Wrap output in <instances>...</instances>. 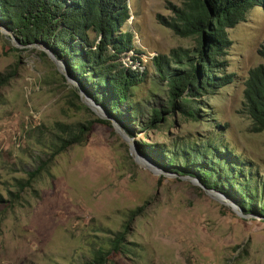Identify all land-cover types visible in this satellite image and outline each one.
<instances>
[{
    "label": "rangeland",
    "instance_id": "rangeland-1",
    "mask_svg": "<svg viewBox=\"0 0 264 264\" xmlns=\"http://www.w3.org/2000/svg\"><path fill=\"white\" fill-rule=\"evenodd\" d=\"M128 2L131 17L124 29L133 32L141 53H127L123 62L146 71L132 100L118 108L133 135L118 125L123 135L82 96L76 99L77 82L43 45L25 46L12 32L0 30V78H10L0 86V264H86L125 231L126 252L113 255L109 264H264V215L243 218L190 177L147 166L149 157L139 145L171 147L183 137L208 136L214 128L176 117L175 124L159 130L142 129L151 109L168 104L153 58L191 50L195 41L159 23L158 16H172L170 4L181 0ZM228 33V73L234 80L204 97V110L223 126V142L264 177V132L250 131L243 107L249 73L264 63L259 54L264 10L252 9L246 22ZM88 123L83 144L52 157L58 124ZM38 168L31 187L22 190Z\"/></svg>",
    "mask_w": 264,
    "mask_h": 264
},
{
    "label": "trees",
    "instance_id": "trees-1",
    "mask_svg": "<svg viewBox=\"0 0 264 264\" xmlns=\"http://www.w3.org/2000/svg\"><path fill=\"white\" fill-rule=\"evenodd\" d=\"M256 7L264 10V0H181L180 5L170 4L172 16H158L159 23L175 35L193 38L195 47L153 58L155 71L167 88L168 104L151 109L141 127L148 132L159 130L162 125L175 124L178 117L180 122L210 123L214 131L197 140L183 137L171 147L143 144L139 149L164 172L179 178H197L206 188L234 200L245 214L263 216L264 177L255 174L253 165L223 142L219 133L223 126L208 117L203 102L204 97L216 95L233 83L234 75L228 73L227 55L232 43L228 31L246 22ZM130 17L128 0H0V27L12 32L25 46L43 45L77 82L73 91L76 99L80 100L81 87L133 135L118 108L132 100L133 90L144 82L146 71L127 67L123 62L127 53H141L135 47L133 32L124 29ZM259 54L264 60V43ZM9 81L10 78H0V86ZM243 107L252 122L250 131L263 133L264 63L249 73ZM57 127L60 133L53 142L52 157L83 144L91 123ZM40 170L29 174L22 190L31 187ZM3 201L0 195V203ZM110 244L109 249L98 248L93 260L86 264H109L113 255L124 254L126 231L117 233Z\"/></svg>",
    "mask_w": 264,
    "mask_h": 264
},
{
    "label": "water",
    "instance_id": "water-1",
    "mask_svg": "<svg viewBox=\"0 0 264 264\" xmlns=\"http://www.w3.org/2000/svg\"><path fill=\"white\" fill-rule=\"evenodd\" d=\"M0 30H5L8 31L7 29L1 28ZM49 51V50H48ZM50 52V51H49ZM53 55V54H52ZM54 57V56H53ZM54 62H59L55 57H54ZM59 70L61 72H63V68L59 67ZM80 96L81 100L83 103H85L89 108L97 110L98 112H100V116L101 117H105L108 118L109 120H111L115 126V128H117V130H120V132L124 135L125 131L119 127L117 124V122L115 120H113L109 114L105 113V111L96 103L94 102L80 87ZM103 112V113H102ZM138 162L141 163V161L143 162V160H141V156L138 155ZM144 163V162H143ZM153 172H160L164 175L170 176L171 174L164 172L163 169H161L160 167L156 166L154 163L151 162V160L149 159L148 165H147ZM190 181L192 182H196L197 184H199L202 188L208 190L212 195L216 196L221 202H225L228 203L232 206V208L237 212V214H239L240 216H242L243 218H247L250 215L244 214L243 213V209L231 198H229L227 195H225L224 193L217 191V190H213V189H208L206 188L197 178H189Z\"/></svg>",
    "mask_w": 264,
    "mask_h": 264
}]
</instances>
